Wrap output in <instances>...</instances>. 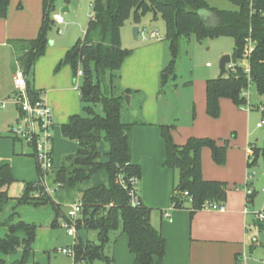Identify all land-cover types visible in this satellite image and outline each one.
<instances>
[{
	"label": "trees",
	"instance_id": "trees-1",
	"mask_svg": "<svg viewBox=\"0 0 264 264\" xmlns=\"http://www.w3.org/2000/svg\"><path fill=\"white\" fill-rule=\"evenodd\" d=\"M56 1H43L42 24L35 39L9 42L13 49L12 65L15 68L21 66L27 79L28 94L33 101L42 98V93L35 90L33 85L35 66L44 57L49 45L47 34L51 25L55 24L50 14L55 10ZM228 1L233 8H221L212 0L94 1L93 16L83 42L70 49L57 66L58 71L70 66L75 84L78 70H82V82L77 89L85 115H73L68 123L61 126L63 137L74 141L79 150L76 155L65 157L62 166L54 172V181L60 187L70 176V184L75 185L102 171L109 179L107 184L81 194L83 210L76 223L77 232L80 229L93 231L98 242L84 240L77 235L79 241L73 246L76 264H114V258L106 254V249L116 241L111 234L118 231L128 238L129 251L135 258L134 264H163L167 254L165 238L152 225V209L141 200L136 207L130 204L131 179L136 178L139 182L141 167L132 162V128L136 122L123 121L125 96L132 94V91L122 88L120 77L123 63L131 54L122 47L121 28L132 18V14L135 15L136 25L141 23L146 13H152L154 18L161 17L165 23L171 60L161 73L163 87L177 79L175 68L183 40L234 39V70L230 69L222 78L206 82V112L209 117L220 118L222 98L231 100L238 108L249 106V99L243 95L249 86H255L258 94L264 97V0ZM9 9L10 0H0V19L7 18ZM201 12L211 15V19L206 21ZM247 40L254 44L249 57V73L240 65ZM98 107L101 112L97 110ZM261 107L264 118V104ZM175 127L172 124L161 126L166 145L164 167L177 173L173 207L185 209L189 202L191 216H194L207 203L225 204L229 186L226 182L203 178L202 151L209 148L213 161L218 166H224L227 162L228 141L192 137L186 144L177 145L172 137ZM101 143L108 148L105 160H102L99 150ZM259 156L264 161V147L253 148V153L249 155V166L256 164ZM37 168L40 179H43L38 162ZM16 182L12 167L0 159V214L12 200L10 188ZM249 199L252 203V196ZM17 202L18 206L32 205L38 208L51 203L56 212L53 226L57 225L62 215L60 205L54 203L41 181L27 183L24 194ZM65 219L70 222L68 217ZM0 225L8 229V234L0 237V264H40L35 262L33 250L38 225L21 220L16 212ZM18 253L21 257L14 262L1 256Z\"/></svg>",
	"mask_w": 264,
	"mask_h": 264
},
{
	"label": "rangeland",
	"instance_id": "rangeland-1",
	"mask_svg": "<svg viewBox=\"0 0 264 264\" xmlns=\"http://www.w3.org/2000/svg\"><path fill=\"white\" fill-rule=\"evenodd\" d=\"M94 1L57 0L55 10L50 14V18H53V15L59 12L63 15L66 24L61 27L56 24L51 25L47 34L49 40L47 54L38 62L37 69L41 70L44 85L51 84L55 78L63 76L61 85L67 87V91L51 95V102L55 101L56 103L54 106L49 103L55 121L52 130L53 170L44 174L43 179H40L37 159L32 155V149L25 140L17 139L12 132V128L17 127L20 119L19 107L12 98L0 100V104L5 105L4 109L0 108V158L5 159L12 167L14 178L17 180L10 188L12 200L6 205V208L10 209L11 212L15 209L19 217L21 216V220L38 225L39 229L33 250L34 260L40 264H76L73 257L62 253L63 249L72 248L79 241V238L75 239L68 235L67 229L64 227L65 217L69 218L73 212V207L81 200L83 191L107 184L109 180L108 175L102 171L93 175L89 180L78 182L75 185L70 184V176L67 178V182L60 187L54 181V172L62 166L65 157L76 155L78 152L77 144L62 135L61 124L64 116L69 119L72 115H85V112L84 104L77 89V86L81 85L82 78L78 77L75 84L71 67L58 71L59 62L54 64L55 59L49 56L48 51L49 48H53L55 53L51 56L61 53L67 54L70 49L83 42L93 16L92 5ZM212 2L224 9L233 8L228 0H212ZM63 7H68L69 12L63 14ZM134 21L135 15L132 14L131 20L127 21L121 28L122 47L131 52L130 56L136 51L144 50L154 65L151 63L153 68L144 72V90L135 87L129 88L132 91V94L129 95L131 106L126 104L123 111V121L136 122L133 126L135 128L137 124L148 123L146 116L154 118L153 116L157 115V121H159L157 124L175 125L179 134H183L184 137L190 135L189 138H197L198 135L206 134L212 136L204 138L228 141V152L232 163L231 167L223 172L228 177L224 181H227L229 186V195L240 196L243 194L245 199L247 187H250L254 194L258 190L261 177H263L264 161L259 156L256 164L249 166L247 152L249 144L256 145L258 149L264 147V126L258 127L264 119L261 110L264 97L258 94L255 86H251L247 95L249 106L245 107L244 110H242L243 108L236 109L229 101L224 100L221 104V117L218 121L210 119L206 112V81L218 78L220 61L223 56H233L234 39L218 37L205 38L200 41L194 38L190 41L183 40L175 68L177 79L163 87L161 73L171 60L170 45L166 40L165 23L159 16L154 18L152 13H146L142 16L141 23L138 25L134 24ZM135 26L140 27L137 40L133 35ZM153 33H157L161 41L153 39ZM129 57L124 61L121 72L128 66ZM128 79L130 80L131 76ZM189 82H192V85H187ZM251 106L257 110L251 111ZM97 110L101 112L100 107ZM141 144L142 141L137 139L138 147ZM99 147L102 160H105V153L108 148L104 143H101ZM37 181H41L54 203L61 207L62 215L59 216L56 226H53L56 212L51 203L40 208L32 205L18 206L17 199L24 194L25 185ZM186 207L190 208L189 202L186 203ZM248 207L254 213H264V193L261 190L257 191L254 202H250ZM252 215L256 219L255 214ZM1 232L4 233L2 237H5L8 229L0 225V235ZM249 232L250 245L247 250H242L241 254L247 258V264H264V224L261 227L251 226ZM254 233L261 242L259 246L253 245ZM80 236L84 240L98 242L96 233L93 231L80 229L78 230V237ZM111 237L118 239L117 244L125 240L127 242L126 236L122 235L120 231L112 233ZM251 244L252 248L250 247ZM127 251L129 252V249ZM106 254H108L107 250ZM1 256L14 262L20 259L21 254ZM95 264L102 263L97 262Z\"/></svg>",
	"mask_w": 264,
	"mask_h": 264
},
{
	"label": "crops",
	"instance_id": "crops-1",
	"mask_svg": "<svg viewBox=\"0 0 264 264\" xmlns=\"http://www.w3.org/2000/svg\"><path fill=\"white\" fill-rule=\"evenodd\" d=\"M43 1L10 0L7 18L0 19V100L11 99L15 93L13 80L15 67L12 65L13 49L9 42L11 40L35 39L38 36L43 19ZM68 12L69 8L65 13ZM133 23L135 24V22ZM54 53L53 48H49L48 54L55 59L54 64L60 62L66 55L61 53L60 55L51 56ZM129 61L128 66L121 72L120 85L123 89L135 87L144 90V72L150 71L154 63L149 60V56L144 50L134 52L129 57ZM38 62L35 66L34 88L42 93V98L48 105L50 103L54 106L56 103L55 101L51 102V95L65 92L67 87L61 85L63 76L55 78L51 84L44 85L41 70L37 69ZM66 67L70 66L63 68ZM156 68L157 66L154 68L155 71ZM130 76L131 79L129 80ZM224 100L229 101L234 108L239 109L231 100L226 98L220 100V106ZM252 110L257 109L251 108ZM64 117L61 126L69 122L70 118ZM146 117L148 123L137 124V127L132 128V162L141 167V177L138 182L139 198L146 207L152 209V225L160 231L166 240L167 254L163 264H236L237 257L241 255L242 250H247L250 245L248 234L251 226L261 227L264 221L259 222L252 213L246 214V197L244 199L243 194H240V196L229 195V189L224 212L203 209L191 216L189 207L175 209L172 205V196L177 173L164 167L166 145L162 137L161 126L165 124H157L159 122L157 121V115H154V118H151V116ZM209 118L213 121L220 119ZM211 136L202 134L198 135L197 138ZM172 137L177 145H184L190 135L184 137L183 134H179L175 127ZM137 139L142 141L140 147L137 145ZM253 148H257L256 145L249 144L248 157L250 152L253 153ZM77 150H79L78 145ZM0 159L3 163H7L5 159ZM231 163V156L228 152L226 165L218 166L213 161L211 150L204 148L202 151V176L207 181L227 182L224 180L228 177L224 175L223 171L229 169ZM256 193L257 191L252 196V203ZM14 212L15 209L11 212L5 206L0 214V224ZM166 213L170 214V218L165 216ZM3 234L1 232L0 237ZM253 235L255 236L252 240L253 245L259 246L261 244L260 240L256 237V233ZM126 239L127 242L125 240L120 244H117L118 239H116L106 249L108 255L114 258V264H134L135 258L130 251H127L129 247L127 246L128 238L126 237ZM250 247L252 248V244ZM5 259L9 262L12 261L8 260L9 258ZM248 261H251V259H248Z\"/></svg>",
	"mask_w": 264,
	"mask_h": 264
},
{
	"label": "built area",
	"instance_id": "built-area-1",
	"mask_svg": "<svg viewBox=\"0 0 264 264\" xmlns=\"http://www.w3.org/2000/svg\"><path fill=\"white\" fill-rule=\"evenodd\" d=\"M53 21L59 27L64 26L66 23L64 17L59 12H56L53 15ZM153 39L161 41L157 33L152 34ZM254 50V44L251 40H247L245 45L243 56L240 65L245 69L246 73L250 72L249 66V57ZM210 66V65H208ZM228 70H234L235 64L231 62L227 66ZM77 77L82 78L83 72L81 69L78 70ZM14 85L15 93L12 97L15 104L20 109V119L18 120L17 127L12 128V132L16 135L17 139L25 140L29 147L32 149V154L36 157L41 173L48 174L53 170V135L52 130L55 126L54 116L52 110H50L48 103L40 98L36 101H33L28 94V85L26 76L23 73V70L20 65H17L14 72ZM243 92L244 96L249 94V89ZM0 108L4 109L5 105L0 104ZM263 110V107H261ZM264 126V120L259 124V127ZM252 154V152H250ZM122 184L124 181L120 180ZM264 192V186L261 189ZM246 193V209L245 213L255 214L256 219L259 222L264 221V213L251 212L248 205L250 204V197L253 195V190L250 187H247L245 190ZM188 196V193H185ZM130 204L133 207H136L140 204V198L138 195V180L136 178L131 179V188L129 189ZM204 209L224 212L226 210L225 204H216V203H207L204 206ZM83 210V204L79 201L73 207V212L69 216V221L64 223V227L67 229L69 236L77 238L78 232L76 229V223L81 218ZM165 216L170 218V214L166 213ZM62 253L68 256H76L74 247L65 248L62 250ZM238 264H247V258L244 255H240Z\"/></svg>",
	"mask_w": 264,
	"mask_h": 264
},
{
	"label": "water",
	"instance_id": "water-1",
	"mask_svg": "<svg viewBox=\"0 0 264 264\" xmlns=\"http://www.w3.org/2000/svg\"><path fill=\"white\" fill-rule=\"evenodd\" d=\"M66 11H68V8H64L62 9V13L64 14ZM201 16L202 18H204L206 21L210 20L211 19V15H205L204 12H201ZM139 33H140V27L139 26H135L133 28V35H134V38L135 40L138 39V36H139ZM232 62V57L230 55H225L222 57L221 61H220V66H219V69H220V74L218 76V78H222L224 77L225 75L228 74L229 70L227 68V66ZM125 101H126V104L127 106H131V98L129 95H126L125 96ZM264 186V176L260 179L259 181V184H258V190L257 191H260L262 189V187Z\"/></svg>",
	"mask_w": 264,
	"mask_h": 264
}]
</instances>
